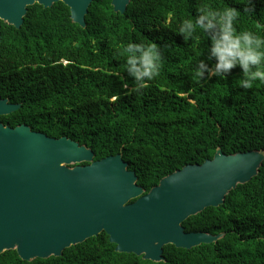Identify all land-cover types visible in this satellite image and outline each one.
Here are the masks:
<instances>
[{"label": "trees", "instance_id": "trees-1", "mask_svg": "<svg viewBox=\"0 0 264 264\" xmlns=\"http://www.w3.org/2000/svg\"><path fill=\"white\" fill-rule=\"evenodd\" d=\"M206 5L240 9L238 29L264 38V0H130L122 14L111 0H92L84 28L58 1L28 6L19 28L0 20V97L20 103L0 121L70 137L91 148L94 160L120 153L144 193L174 170L212 158L218 147L225 154L264 150V84L241 88L238 68L223 79L194 75L200 60L214 64L211 41L200 32L185 41L178 28ZM246 6L254 10L245 13ZM141 41L158 45L163 67L136 93L123 48ZM182 226L224 234L189 249L164 245L160 262L117 252L101 232L60 256L27 261L6 250L0 264H264V160L223 204Z\"/></svg>", "mask_w": 264, "mask_h": 264}, {"label": "water", "instance_id": "water-1", "mask_svg": "<svg viewBox=\"0 0 264 264\" xmlns=\"http://www.w3.org/2000/svg\"><path fill=\"white\" fill-rule=\"evenodd\" d=\"M58 1L69 8L72 22L86 26L92 0H0V20L19 28L28 6ZM129 2L111 5L122 14ZM19 107L0 97V115ZM263 160V149L225 154L218 147L212 158L174 170L144 193L120 153L94 160L91 148L70 137L0 121V254L15 250L27 261L60 256L64 248L105 232L117 252L164 261V245L189 249L223 236L186 232L182 222L223 204Z\"/></svg>", "mask_w": 264, "mask_h": 264}, {"label": "clouds", "instance_id": "clouds-1", "mask_svg": "<svg viewBox=\"0 0 264 264\" xmlns=\"http://www.w3.org/2000/svg\"><path fill=\"white\" fill-rule=\"evenodd\" d=\"M251 5L252 0H246ZM253 7L243 11L250 13ZM241 10L226 6L213 8L203 6L193 18L181 21L178 32L185 41L198 39L197 33L206 34L211 41L208 49L209 64L200 60L194 69L199 79L207 77L226 78L233 69L242 73L239 86L252 89L257 84H264V38L251 30H240L237 25ZM126 71L134 81L132 91L140 93L149 87V83L160 75L163 67L162 56L156 43L128 42L123 48Z\"/></svg>", "mask_w": 264, "mask_h": 264}]
</instances>
